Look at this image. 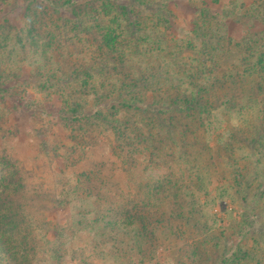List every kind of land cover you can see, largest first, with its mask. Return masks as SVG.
I'll return each instance as SVG.
<instances>
[{
    "label": "rangeland",
    "instance_id": "obj_1",
    "mask_svg": "<svg viewBox=\"0 0 264 264\" xmlns=\"http://www.w3.org/2000/svg\"><path fill=\"white\" fill-rule=\"evenodd\" d=\"M70 1L81 6L100 0ZM174 3L169 5V20L173 24L168 28L157 25L155 10L140 5L139 1L135 8L124 2L130 9L141 12V31L148 34L145 40L149 44L155 43L156 28L162 29L165 41L160 47L155 45L158 50L169 46L181 48L184 40L193 38L198 29L194 21L202 19L205 8L225 22V32L236 43L248 34L264 31L260 20L264 17V0H175ZM25 4L26 0H0V41L10 36L5 38L6 57L1 65L8 74L14 70L19 75L8 83V97L0 102V264H21L16 259L25 254L35 256L30 257L34 259L32 264H264V150L256 153L254 144L247 139H243L245 147L236 145L233 133L224 129L231 126L243 128L247 136L256 134L261 132L264 114L258 119V113L252 117L250 109L246 113L223 109L215 112L208 128L210 143H216L219 134L224 133L225 143L231 140L229 153L236 154L238 161H232L224 173L213 175L204 192L196 193L199 214L195 213V219L191 217L178 229L159 224L152 240L144 241L136 233V237L119 238L117 244L112 231L103 228L109 222L111 208L130 209V200H138L139 184L151 185L160 177L164 179L163 192L168 191L171 178L166 179L171 172L168 166L172 164L154 163L144 152L136 155L139 160L135 166L130 148L125 147L122 154L118 152V142L122 140L117 138L116 126H125L128 120L134 122V116L118 105V97L114 95L101 103L96 102L98 95H85L89 86L87 77L77 75L80 74L77 68L83 66L85 56L87 64L92 65L94 60L85 51L90 37L83 34L86 38L78 42L75 26L80 22L78 14L70 7L59 12L60 17L72 22V28L63 29L62 35L67 53L75 54L70 62V58L63 57L70 70L60 72L64 48L59 51L55 48L61 33L57 31L56 37L48 42L53 27H38L40 34L35 36L32 31L29 33ZM162 9L164 12L167 8ZM57 19L52 18L56 28ZM207 27L217 26L212 21ZM206 34L214 31L197 38L198 43L206 39ZM45 43L49 44L46 53ZM227 48L234 55L239 54L236 45ZM193 57L196 63L198 54ZM173 67L169 65L164 70ZM102 83H95L96 87L101 89ZM261 96L257 98L262 101ZM73 104L83 106L82 112ZM113 106L119 109L117 115L110 110ZM253 119L258 120L254 123ZM81 126H89L91 133ZM172 163L175 167L172 178L177 181L184 175L181 165ZM239 169L241 172L237 174L235 170ZM104 180L110 183L102 189ZM178 184L182 186L183 182L178 180ZM99 193L107 198L100 199ZM101 211L108 218L101 222L100 228L96 222ZM185 215L190 216V212ZM20 227L23 229L19 230ZM45 233L51 240L47 252L42 250L46 245ZM62 255L65 258L60 262L57 258Z\"/></svg>",
    "mask_w": 264,
    "mask_h": 264
},
{
    "label": "trees",
    "instance_id": "obj_2",
    "mask_svg": "<svg viewBox=\"0 0 264 264\" xmlns=\"http://www.w3.org/2000/svg\"><path fill=\"white\" fill-rule=\"evenodd\" d=\"M138 1L140 5L155 10L157 25L172 28L173 23L169 20L171 17L169 5H174L175 0L159 2L158 0H124L133 8ZM124 2L100 0L80 6L79 3L70 0L63 2L26 0L25 4L29 33L32 31L35 36L40 34L38 27H53V30L49 32V40L47 39L46 42L52 41L57 31L61 33L56 41L58 47L55 49L59 51L60 48H64L61 58L67 56V60L70 58L69 62L75 54L67 53V44L62 32L65 28H72V22L60 17L59 12L61 9L70 7L78 14L77 20L80 22L75 23L78 30V42L86 38L82 36L83 34L90 37L87 38V43L90 44L85 51L91 53L94 60L92 65L90 62L87 64L88 59L85 56L83 66L77 68L80 73L77 75L87 77L89 86L85 88V95H98L97 103L107 101L114 95L118 97L116 98L119 100L118 105L123 106L134 116V122L128 120L129 123L124 122L125 126H116L117 138L122 140L121 143L118 142V152L122 154L121 151L124 152L125 147L130 148L133 153L130 159H133L131 161L135 163V166L138 165L139 160L136 155L144 152H148L150 158L148 159L154 163L165 161L163 164L168 162L172 164L168 166L171 172L166 179L167 181L171 178V187L168 191L162 190L164 184L162 177L151 185L140 183L138 200H130L129 205H132L130 209L128 206L122 210L120 206L112 207L109 218L101 214L102 211L97 213L98 227L101 228V222L104 223L106 218L109 219L103 228H109L112 231L113 240L117 244L120 243L119 238L132 235L136 237V233L144 238V241L152 240L159 224L166 227L171 225L176 228L177 226L178 229L191 217L194 218L195 213L199 214L200 205L196 193L204 192L206 182L213 175L224 173L232 161H238L234 157L236 154L229 153L231 140L225 143L222 135L224 133L219 134L221 136L216 143H210L211 136L208 128L214 120L215 112L223 109L246 113L250 109L253 110L252 117L258 113L259 116L256 115L258 119L264 114V31L248 34L243 41L236 43L228 37L230 36L228 31L225 32V22L213 17L205 8L202 19L194 21L198 29L193 38L184 40V46L181 48L169 46V48L164 47L158 50L155 45L160 47L165 41L162 29L156 26L155 43L149 44L145 40L148 34L141 31L143 19L141 12L130 9ZM163 6L167 8L164 10L166 15L161 11ZM53 16L58 17L57 28L54 26ZM228 17L226 15V18ZM49 19L52 21L48 22ZM261 19L264 23V17ZM61 21L63 23H60ZM212 21L217 27L208 28L207 24ZM211 30L214 34H206V39L199 44L197 38ZM7 37L10 36L7 35L0 41L1 104L8 97V83L19 76L14 70L8 74L1 65L6 57L4 48ZM21 41L20 38L18 44ZM230 45H236L239 54L234 55V52L227 48ZM47 46L49 44L46 43L43 46L44 53L48 51ZM31 47L35 48V45L31 44ZM184 53L186 55H183ZM195 54H198L199 60L193 63ZM200 59H204L205 62L201 63ZM74 63L77 65L76 62ZM169 65L174 66L173 69L164 70ZM59 67L60 72L68 73L70 70V66L64 59ZM99 82L102 83V90L96 87L95 83ZM65 87L68 89L66 85ZM100 91H103L102 96ZM126 93L129 96L125 95ZM260 95L263 102L257 98ZM72 107L82 112L83 106L80 104H73ZM110 110H113L115 115L119 111L115 106ZM258 119H253L254 123ZM262 122V129L260 128L262 133L257 132L248 136L243 128L227 126L224 129L228 128L230 133H233V142L236 145L244 144L243 139H247L254 144L257 153L264 150V120ZM89 123H92L91 117ZM81 127L86 130V133H91L89 126ZM124 138L126 142L123 141ZM245 146L244 144L243 147ZM54 151L56 152L57 149ZM172 161L175 162L174 164L181 165V173L184 175L177 181L172 178L175 176ZM235 172L240 174L241 170H235ZM170 174L171 177H169ZM178 180L183 182L182 186L178 184ZM109 183L104 180L102 189ZM187 193L190 194L189 197L186 196ZM98 196L100 199L107 198L100 193ZM133 202L136 203L133 204ZM186 211L190 212V216L185 215ZM20 229L23 228L20 227ZM44 231L43 229L42 234ZM46 233V245L42 248L43 252L51 249L48 247L51 240ZM30 257L35 256L25 254L16 260L21 261V264H32L34 259ZM64 258L65 256L62 255L57 259L61 262Z\"/></svg>",
    "mask_w": 264,
    "mask_h": 264
}]
</instances>
